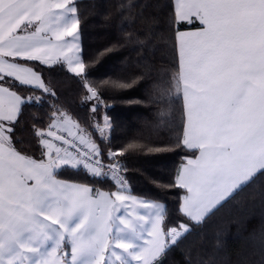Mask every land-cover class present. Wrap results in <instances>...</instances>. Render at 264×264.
Returning a JSON list of instances; mask_svg holds the SVG:
<instances>
[{"label": "snow or ice", "instance_id": "snow-or-ice-1", "mask_svg": "<svg viewBox=\"0 0 264 264\" xmlns=\"http://www.w3.org/2000/svg\"><path fill=\"white\" fill-rule=\"evenodd\" d=\"M76 11L70 0H0V264H162L192 226L264 173V0H175L173 24L200 26L175 33L178 65L170 100L182 101L179 143L200 154L176 176L174 186L185 190L179 211L188 223L171 228L163 226L161 204L57 178L68 165L93 178L109 175L98 159L99 147L66 111L54 110L46 129H34L43 158L23 155L14 146L23 106L41 97L25 98L13 89L54 95L21 61L45 62L48 51L60 47L44 33L56 41L65 36L78 41L79 20L71 15ZM68 62L77 75L85 72L80 59ZM84 87L85 100L99 101V86L85 82ZM105 126L110 127L107 120ZM98 130L103 136L104 129ZM117 155L110 153L109 159ZM108 167L123 185L121 166ZM129 200L147 211L131 219L114 215L117 202Z\"/></svg>", "mask_w": 264, "mask_h": 264}, {"label": "trees", "instance_id": "trees-1", "mask_svg": "<svg viewBox=\"0 0 264 264\" xmlns=\"http://www.w3.org/2000/svg\"><path fill=\"white\" fill-rule=\"evenodd\" d=\"M81 60L77 75L64 63L21 61L40 75L54 95L16 88L23 97H41L24 105L13 137L15 148L43 158L34 129H46L54 110L66 111L99 147L102 161L118 153L127 192L164 204L165 228L188 223L180 211L185 190L175 187L181 167L197 152L179 143L183 135L182 101H172V76L178 56L175 33L198 24H173L174 0H77ZM117 81L127 87L103 85ZM85 82L99 86V101L85 100ZM95 105V111L93 106ZM106 120L110 127H106ZM98 128L104 129L103 136ZM129 144L137 147L128 148ZM123 151L122 155L119 153ZM58 178L93 190H118L111 179L93 178L85 169L62 168ZM162 264H264V173L218 207L202 224L192 226L163 257Z\"/></svg>", "mask_w": 264, "mask_h": 264}, {"label": "crops", "instance_id": "crops-1", "mask_svg": "<svg viewBox=\"0 0 264 264\" xmlns=\"http://www.w3.org/2000/svg\"><path fill=\"white\" fill-rule=\"evenodd\" d=\"M74 1H72L71 3H73ZM174 3H175V0H174ZM54 11H56V12H59L60 11V9H54ZM181 23H187V22H181ZM196 24H198L199 25V22H195ZM188 24V23H187ZM200 26V25H199ZM197 29V28H196ZM196 29H191V30H185V31H194V30H196ZM33 29H29V31H32ZM20 34H24V33H20ZM42 35H46V36H48V37H50L51 39H52V44L53 45H60V47L59 48H52L50 51H48V54L46 55V56H44L43 57V61H45V62H42V61H40V60H35V61H40V62H42V63H45V64H47V65H54V64H57V63H64L67 67H68V69L70 70V68H69V65H68V61L69 60H71L70 59V50H69V36H65L64 38H63V41H56L55 39H54V37H51V33H44V34H42ZM25 67H27V66H25ZM27 68H29V67H27ZM71 71V70H70ZM42 79V78H41ZM72 131L73 132H75L76 131V129H72ZM190 150H194V151H196L197 152V155H196V157L197 156H199V154H200V152H199V149H190ZM195 157V158H196ZM195 158H192V159H195ZM188 161V160H187ZM187 161H186V163L185 164H187ZM184 164V165H185ZM65 167H68V168H72L71 167V165H68V166H65ZM65 167H63V168H65ZM80 168H82V167H80ZM73 169V168H72ZM61 169H59L58 171H60ZM259 174V173H258ZM257 174V175H258ZM58 178V177H57ZM58 179H60V178H58ZM62 180V179H61ZM72 183H75V184H79V183H76V182H72ZM80 185H82V184H80ZM118 187V186H117ZM126 186H124L123 188H119L118 187V190H116V191H114V192H112V193H115V192H121L123 195H125V196H132V195H130L128 192H127V189H124ZM105 193H107V192H105ZM109 194H111V193H109ZM132 197H134V196H132ZM112 199L114 200L115 199V197H112ZM137 200L138 201H140L141 199H139V198H137ZM144 201V200H143ZM119 205L121 204V202H117ZM126 204H127V206H131V205H134V203L131 201V200H129V201H126L125 202ZM135 204H138L139 205V203H135ZM142 208V207H141ZM140 208V209H141ZM142 210V209H141ZM115 213V212H114ZM48 247H51V242L49 241V243H48ZM67 251H70V248L69 249H67ZM106 256H108L109 254L108 253H106L105 254ZM113 261L115 260V258L114 257H112L111 258Z\"/></svg>", "mask_w": 264, "mask_h": 264}, {"label": "rangeland", "instance_id": "rangeland-1", "mask_svg": "<svg viewBox=\"0 0 264 264\" xmlns=\"http://www.w3.org/2000/svg\"><path fill=\"white\" fill-rule=\"evenodd\" d=\"M72 1H77V0H70V2H72ZM71 15H73V16L76 17V14L75 13L74 14H71ZM78 35H79V29H78ZM74 44L75 45H78V50H77V47H74L73 46ZM69 50H70V59L73 62L76 59H80L81 60L80 35H79V40L78 41H74L73 40V37H70L69 36ZM68 65H69V63H68ZM69 68H70V65H69ZM71 72H73V71H71ZM74 74H76V73H74ZM124 189H127V186ZM154 203H158V204H161V205L164 206V204L159 203V202H154ZM140 208H141V206L138 205V204H134V205H131V206H127V204L124 202V203H121L119 205V210L117 212H115L114 215H116V216L124 215L125 218L131 219V218H134L137 213L144 214L147 211L144 208H141L142 210ZM164 210H165V206H164ZM129 214H131V215H129ZM117 223H118V221H117ZM120 227H123V225H120ZM117 251L122 253L123 252V249H117ZM116 264H119V262L117 261ZM132 264H135V261H133Z\"/></svg>", "mask_w": 264, "mask_h": 264}, {"label": "built area", "instance_id": "built-area-1", "mask_svg": "<svg viewBox=\"0 0 264 264\" xmlns=\"http://www.w3.org/2000/svg\"><path fill=\"white\" fill-rule=\"evenodd\" d=\"M59 134L64 135V136H65L66 138H68V139H72V137H70V136L68 135V132H67V131H61ZM80 148H81L82 151H86V150H87L86 147H85L84 145H80ZM98 159H99V158H98ZM99 160H100V159H99ZM100 162H101V164L104 165L103 171H104L105 173H108V174H109V175H108V178H109V179H111L112 181H114L115 184H116L119 188H123L124 186H126V182H125L123 185H120V184L118 183V181H117L116 179H113L112 176H111V172H110V169H109L108 166H109L110 164L116 163L114 160H110V161H107V162L100 160ZM119 176H120V177H123L121 171H119ZM124 180H125V179H124Z\"/></svg>", "mask_w": 264, "mask_h": 264}]
</instances>
